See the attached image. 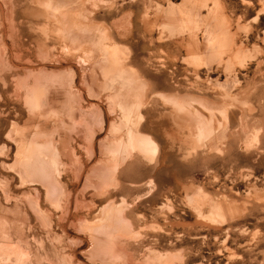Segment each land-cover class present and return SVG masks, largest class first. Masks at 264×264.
Masks as SVG:
<instances>
[{
  "label": "rangeland",
  "instance_id": "rangeland-1",
  "mask_svg": "<svg viewBox=\"0 0 264 264\" xmlns=\"http://www.w3.org/2000/svg\"><path fill=\"white\" fill-rule=\"evenodd\" d=\"M94 2L0 0V264H264V3Z\"/></svg>",
  "mask_w": 264,
  "mask_h": 264
},
{
  "label": "snow or ice",
  "instance_id": "snow-or-ice-1",
  "mask_svg": "<svg viewBox=\"0 0 264 264\" xmlns=\"http://www.w3.org/2000/svg\"><path fill=\"white\" fill-rule=\"evenodd\" d=\"M127 2V0H125ZM262 3H264V0H262ZM118 5V0H95V2L91 5L93 7H116ZM149 64L152 65L153 68H156L157 70L159 69V65L152 64V58H149ZM139 73L141 74L142 77H145L143 81V86L145 88H148L149 85V80L151 77L149 76L148 71L146 70L145 65H138L137 66ZM153 91H158L161 90L159 87L153 88ZM165 102H167V98H165ZM251 103H255V101H252ZM249 101L245 97H236L233 102V107L237 106H248ZM260 104H261V119L264 120V96L261 97L260 99ZM138 161L136 157H132L131 159H128L124 165L123 168L121 169L122 172H124L128 176L134 175L138 171Z\"/></svg>",
  "mask_w": 264,
  "mask_h": 264
},
{
  "label": "bare ground",
  "instance_id": "bare-ground-1",
  "mask_svg": "<svg viewBox=\"0 0 264 264\" xmlns=\"http://www.w3.org/2000/svg\"><path fill=\"white\" fill-rule=\"evenodd\" d=\"M143 142H144V141H143ZM146 142H147V141H146ZM140 143H142V141H141ZM134 144H135V143H134ZM134 144H133V145H134ZM142 144H143V143H142ZM143 145H144V144H143ZM134 146H135V145H134ZM138 146H140V145H138ZM145 146H146V145H145ZM146 147H147V146H146ZM138 148H139V147H138ZM142 148H144V147L142 146ZM150 148H151V147H150ZM150 148H149V149H150ZM140 149H141V148H140ZM147 150H148V147H147ZM140 151H141V150H140ZM141 152H143V151H141Z\"/></svg>",
  "mask_w": 264,
  "mask_h": 264
}]
</instances>
